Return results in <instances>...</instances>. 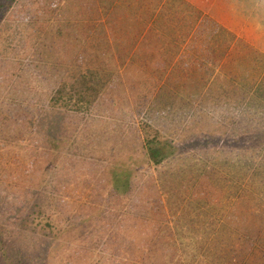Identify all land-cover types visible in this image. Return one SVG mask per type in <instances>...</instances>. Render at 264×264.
I'll return each instance as SVG.
<instances>
[{"label":"trees","instance_id":"obj_1","mask_svg":"<svg viewBox=\"0 0 264 264\" xmlns=\"http://www.w3.org/2000/svg\"><path fill=\"white\" fill-rule=\"evenodd\" d=\"M196 34L206 43L201 59L186 40ZM229 38L227 30L185 0H0V68L8 67L0 73V95L5 98L0 100V140L10 138L12 143L44 126L46 142L55 143L56 138L59 149L69 143L84 116L77 117L76 104L85 110L96 106L133 113L139 120L131 127L138 132L139 149L122 146V152H113L93 191L104 193L102 203L127 201L126 210L135 212L122 215L116 226L129 228L123 245L131 250V258L142 264H264V205L261 212L250 210L249 190L244 187V194L233 196L238 185L230 179L222 195L214 191L208 134L194 136L184 146L161 131L170 123L178 130L181 119L196 117L229 96L249 116L246 128L238 117L243 133L234 134L230 143L238 150L246 141L264 146L263 53L241 48L221 74L211 77L217 62L210 56L220 59ZM10 56L46 62L54 72L43 76L41 86L22 75L12 78L9 72L14 74L15 67L3 58ZM224 74L233 82L224 80ZM105 134L107 139L115 135L112 130ZM103 136L104 131L97 137L98 146ZM218 136L211 134L215 144L222 140ZM107 142L111 148V140ZM88 143H76L71 151L91 153ZM105 148L97 156H104ZM223 163L238 165L233 159ZM257 165L246 164L249 185L264 186V157ZM150 167L155 174H146ZM239 169L238 177L244 178L247 173ZM94 200L91 195L89 202ZM146 208L156 218L149 221ZM167 211L171 221L163 220ZM101 215L87 212L75 221L78 227L71 235L81 250L74 264L88 261L91 241L101 234L91 228L104 230L110 224L108 219L100 221ZM80 227L90 229L88 235ZM119 238L114 232L103 242L116 251Z\"/></svg>","mask_w":264,"mask_h":264},{"label":"rangeland","instance_id":"obj_2","mask_svg":"<svg viewBox=\"0 0 264 264\" xmlns=\"http://www.w3.org/2000/svg\"><path fill=\"white\" fill-rule=\"evenodd\" d=\"M185 1L195 6L203 16L211 18L220 27L227 30L230 37L226 40L228 47L220 59L216 54L210 56L217 62L211 77L221 74L222 68L231 64L230 60H235L236 56L241 54V48L253 47V51L261 52L264 55V0ZM157 5L159 6V4ZM186 40L195 48L198 57L203 51H206V43L202 39V35L196 34ZM211 40L214 41V39ZM217 44L219 42H216ZM181 47H184V43L181 44ZM182 51L186 52L185 47ZM3 58L9 59V64H13L12 67H15L14 74H12L13 70L9 72L12 78L22 75L29 79L28 83L33 85L41 86L44 83L43 76L54 72V68L46 62L32 61L27 56L22 58L17 56L16 59L11 56ZM7 68V66L5 69L1 67L0 73ZM231 77L224 74L222 78L233 82ZM9 90L10 88L8 92ZM3 97L4 95H0V100L5 99ZM7 100L33 105L27 100L24 102L16 98ZM234 101L233 98L227 96L212 109L198 112L196 117L188 118L187 121L181 119L177 126L178 130H175L174 123H170L161 131L166 138L181 142L184 146L186 140L194 136L208 134L210 139L206 140V151H210L209 154L212 158L214 191L219 190L222 195L221 192L229 188L230 185L227 181L230 179L238 185L234 189L233 196L244 194L245 187L250 194L249 209L261 212L264 205V186L261 182L249 185V170L246 169V164L260 165L264 157V146H259L256 143L250 145L246 141L238 150L234 144L230 143L234 134L243 133L241 126L237 123L238 117L241 118L244 128L248 127L245 121L249 120L246 113H241L239 106H234ZM36 105L39 106V103L36 102ZM79 105L81 104L79 103ZM43 107H50V105L45 104ZM76 107H78L75 111L77 117L82 114L84 116L78 121V126L73 132V137H70L69 143L65 146L62 145L59 149H57L58 140L56 138H54L55 143L51 140L46 142L44 126L43 128L42 126L34 128L23 139L14 140L12 143L10 138L0 140L3 144L0 147V264H74L77 253L81 249L76 247L77 242L71 235V230L78 227L75 221L87 212L90 215L100 212L102 214L100 221L106 222L108 219L110 224H106L103 227L104 230L98 229L97 226L95 229L91 228L92 231H100L101 234L99 236L96 234L91 241L92 253L88 256V261L85 264H142L140 260H133L131 250L126 249L123 245L126 241L124 235L129 233L128 226H125L126 231L116 230L117 220L122 215L135 212L126 210L127 201L121 204L114 201L115 198H113V202L108 205L102 203L103 192H101L103 194L96 193L95 195L93 192L94 185H98L101 178L104 177L102 170L111 164L113 152H122L124 146L130 148L129 150L139 149L138 132L131 128L138 125V117L133 113L129 114L123 111L108 112V110L96 106H90L87 110L77 104ZM88 118L94 120L87 122ZM54 125H56L55 122ZM93 129L96 130L93 131ZM102 130L105 136L101 137L100 141L103 142L98 146L96 144L97 137L100 133L103 134ZM107 130L114 132L115 135L112 139L111 137L107 139L108 136L105 134ZM215 132L219 134L218 138L222 137V140H218L216 143L217 146L215 141L211 140V134L215 135ZM84 140H90L87 147L93 151L86 154L73 153L71 150L75 149L74 144ZM107 140H111L113 145L111 148H107L110 144ZM9 143L11 144L9 145ZM46 143L54 146L49 148ZM103 147H106L104 156H97ZM230 159L236 161L238 165L222 164V161ZM217 160L218 163H216ZM239 167L243 168L242 171H245V174L247 173L244 178V175L238 177ZM147 173L155 174V168H148ZM194 187L197 186L194 185ZM242 189L244 191L240 194ZM191 193L193 190L190 193H185V197L190 198ZM91 195L95 198L93 202H89ZM227 205L229 206L230 203ZM145 211L148 213L146 217L149 221L156 218L149 208H146ZM106 216L107 218H105ZM171 216L172 213L167 211L166 219L163 218V220L171 221ZM97 223L99 222L96 221L94 225ZM83 228L80 227L83 234L90 230L88 228L83 230ZM114 232H117L121 238L118 239L119 247L115 246L118 249L116 251L103 242ZM68 257L73 259L67 260Z\"/></svg>","mask_w":264,"mask_h":264}]
</instances>
